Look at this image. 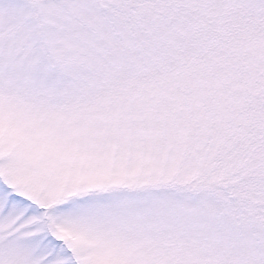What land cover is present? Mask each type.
Segmentation results:
<instances>
[{
  "label": "snow or ice",
  "instance_id": "snow-or-ice-1",
  "mask_svg": "<svg viewBox=\"0 0 264 264\" xmlns=\"http://www.w3.org/2000/svg\"><path fill=\"white\" fill-rule=\"evenodd\" d=\"M0 264H264V0H0Z\"/></svg>",
  "mask_w": 264,
  "mask_h": 264
}]
</instances>
